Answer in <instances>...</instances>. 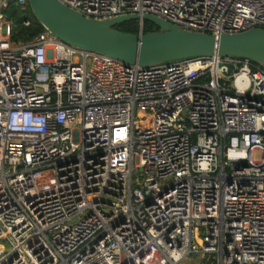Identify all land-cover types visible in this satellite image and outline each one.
<instances>
[{"label": "built area", "instance_id": "2783aa9c", "mask_svg": "<svg viewBox=\"0 0 264 264\" xmlns=\"http://www.w3.org/2000/svg\"><path fill=\"white\" fill-rule=\"evenodd\" d=\"M59 1L92 20L264 28V0ZM11 5L29 6L0 0V264H264V68H143L47 29L13 42Z\"/></svg>", "mask_w": 264, "mask_h": 264}, {"label": "water", "instance_id": "95a60500", "mask_svg": "<svg viewBox=\"0 0 264 264\" xmlns=\"http://www.w3.org/2000/svg\"><path fill=\"white\" fill-rule=\"evenodd\" d=\"M38 22L63 42L100 52L143 68L175 59L234 56L264 68V28L238 32H197L153 14H126L92 20L59 0H28ZM142 18L157 29L143 33L123 31L117 25Z\"/></svg>", "mask_w": 264, "mask_h": 264}, {"label": "trees", "instance_id": "16d2710c", "mask_svg": "<svg viewBox=\"0 0 264 264\" xmlns=\"http://www.w3.org/2000/svg\"><path fill=\"white\" fill-rule=\"evenodd\" d=\"M7 17L12 22L11 40L13 42H27L42 33L45 28L38 22L36 17L31 12L29 6L22 8L20 6H9L7 9ZM31 17L30 24L25 26L22 21ZM123 31H137V22L129 21L116 26ZM146 31L157 29L155 25L145 22Z\"/></svg>", "mask_w": 264, "mask_h": 264}, {"label": "rangeland", "instance_id": "374dc122", "mask_svg": "<svg viewBox=\"0 0 264 264\" xmlns=\"http://www.w3.org/2000/svg\"><path fill=\"white\" fill-rule=\"evenodd\" d=\"M255 157H257V154H255ZM197 257H192V258H189L187 257L186 259L183 260L182 264H193Z\"/></svg>", "mask_w": 264, "mask_h": 264}]
</instances>
